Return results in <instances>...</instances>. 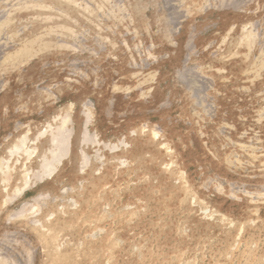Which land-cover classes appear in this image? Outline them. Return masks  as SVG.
Masks as SVG:
<instances>
[{"label": "rangeland", "instance_id": "obj_1", "mask_svg": "<svg viewBox=\"0 0 264 264\" xmlns=\"http://www.w3.org/2000/svg\"><path fill=\"white\" fill-rule=\"evenodd\" d=\"M109 1L112 19L105 22L97 9L83 25L76 13L68 18L72 46L57 36L36 42L37 30L60 25L38 17L28 26L23 9L13 18L22 20L19 25L0 24V52L10 47L13 56L0 66V140L6 138L0 159L19 138L31 139L33 128L53 123L57 113L68 116L71 131L69 147L61 148V162L48 168L54 171L49 176L36 178L42 159L52 154L45 139L30 143L35 152L27 187L25 167L10 161L9 171L0 169V264H264V118L260 128L248 131L250 119L264 113V42L258 38L264 22L255 24L264 0H130L129 18L121 9L124 0ZM242 20L250 40L239 42L233 34L225 48H215ZM21 31L29 34L16 43ZM79 34L95 39L80 43ZM104 40L110 55L121 56V73L139 50L143 65L154 68L130 73L85 128L79 110L85 95L71 98V107H63V96L77 82L98 84L108 72L106 57L88 75L76 68L96 56ZM46 47L56 49L41 55ZM76 50L85 56L66 68ZM32 57L39 61L28 83L30 71L21 69ZM42 61L52 62L51 68L36 79ZM62 69L74 72L76 83L31 101L35 88L21 90L33 80L40 90ZM9 80L20 82L9 90ZM128 89L140 90L119 98ZM101 113L113 123H104ZM83 127L88 137L98 134L94 148L81 144ZM111 145L115 149L108 151ZM17 188L19 195L8 200Z\"/></svg>", "mask_w": 264, "mask_h": 264}, {"label": "bare ground", "instance_id": "obj_2", "mask_svg": "<svg viewBox=\"0 0 264 264\" xmlns=\"http://www.w3.org/2000/svg\"><path fill=\"white\" fill-rule=\"evenodd\" d=\"M14 1L16 2L17 0H0V12L2 11L0 13V24L6 23V27H5L6 29L10 28L12 25H19L17 23L22 22V20H20V19H13L15 13H17V11L22 10V9H23V13H25V15L23 17L24 23L28 26H30L32 23H34V21L38 17L39 18L44 17V19H49L50 22H52L53 24L57 23L60 25L58 30H37L36 36H35L36 42L37 41L43 42L45 40L53 39L54 36H57V38L59 39L58 41H61V44L67 43L70 46H72V44H74V43H71V42L74 39V35L71 32V30H66V29H69V27L67 25H64V24L67 22L68 18H70L71 15L74 13H76L78 16L79 20L77 19L78 20L77 24H79V25H83L82 23H87L86 21H93V19H95V18L92 17V13H93V10H96V9H97L96 16L102 22L103 21L105 22V20H107V19H112V17H110V11L111 10L108 7L109 5L112 6V4H110L109 0H91V1L90 0H82V1L81 0H25V2H23V3L20 2L18 4H16ZM60 4L62 6L61 9H60ZM130 5H131L130 0H124L123 5L121 6V9H123L122 11L124 12V16L126 18L131 17ZM248 6H249V4L247 5V7ZM262 6H263V8H260V11L258 12L257 17H256V19L258 21L255 22V24H259V26L262 25V23L264 22V3L262 4ZM239 8H241V7H239ZM224 10H227V9H220V12H223ZM240 12H242V11L240 10ZM240 12H239L240 15L245 13L244 11L242 13H240ZM258 16H260V18ZM86 19H88V20H86ZM262 20H263V22H262ZM50 22H49V24H52ZM259 29H261V30L258 33V38L260 39L261 42H264V26H263V30H262V27H260ZM170 32H171V30H170ZM250 32L251 31L249 30V26H247L245 20H242V22L236 23L233 25V29L231 30V32L227 33V31H226L227 34L226 33L224 34V37H223V39H221V41L218 39L214 47L215 48L220 47L221 49L223 47L225 48L224 41L226 40V38L233 37V34H234V37L236 38V40H238L239 42L248 41L251 38V36L249 35ZM24 34L26 35L29 33L21 31L20 34L17 35L18 37H17L16 43L20 40V37H22ZM121 35L123 36V35H125V33H123ZM76 39L80 43H88V42H90V40H94L95 38L93 37L91 39L90 38L88 39V38H86V36L84 34L83 35L79 34ZM123 41L125 43L120 42V48L122 50H125V45H127L128 42H126L125 39H123ZM107 44H108V41H106V40H104V42L101 41L99 44H97L96 51L93 53L96 56L89 58V60L87 62L80 64L79 67H76V68H81V71L84 73L83 75L85 76V75H88L90 73L89 69H92L93 71H95V69L98 68V67H96L97 66L96 64L101 63L102 59L104 57H106L107 59H110L111 61L108 63V65H106V67H108V72L105 73L103 70L102 77L100 78L101 80L98 82V84L81 85L80 82H77V84L69 92L67 91L66 94H64V96H63L64 98L62 97L63 99H66L64 102H62L63 107L67 106L69 104L71 107V103H69L72 100L71 98L79 96V94L85 95V98L79 104V110H81L82 111L81 113L84 115L83 116L84 117V124L83 125L85 126V128L92 121L91 120L92 116L94 114H97L100 112L101 105L107 101L106 100L107 95L111 94V93L113 94L114 89H116V87L119 86L118 85L119 83L128 81L129 77L131 76L130 73H132L133 71H137L138 69H142V70H145V72L144 73L141 72L140 75L141 74L143 75V74H146V72L147 73L150 72V70H152L154 68V65H152L150 62H149L150 64H148L147 66L143 65V63H145V62H144L143 58H141L142 57V55H141L142 51L139 53V51H140L139 50L137 52V55H135V57H133L129 61L127 60L128 62H126L122 68L123 73H121V71L118 68L120 64H123V62L121 60V56L118 57L117 55L116 56L110 55L109 53H112V52H109V50L111 51V49H108L109 47H107ZM262 45H263V43H262ZM9 49H11V48L7 47L0 52V60H1L0 66L5 65L6 64L5 62L7 60L11 59L10 57H13L12 53L10 52ZM55 49H56V47H46L43 51H41L42 52L41 55H49L52 52H54ZM23 50H24V48H22L20 50V52H24ZM26 50L27 49H25V51ZM122 50H120L119 52H122ZM204 50L205 49H203L202 52H204ZM262 50H263V46H261V49H258L256 51L260 53V52H262ZM99 51H103L104 54L102 57L100 56L101 54L97 53ZM27 52H28V50H27ZM65 53H68V51H65ZM70 54H73L76 56L68 57V60L66 61V63H67L66 68H72L73 66H75L74 61L77 58H79L81 56H85V54L81 50L73 51ZM2 60L4 61L3 63H2ZM30 60H28L25 67L23 69H21V72L29 73V71H30L29 76H26V80L28 83H29L28 79L34 76V71L32 72V68L34 66H37V65H34V63L39 61L37 59V57H32ZM42 62H40V64L38 65V68L36 71L37 74L35 76L36 79H38L39 76L41 77V74L43 75V73L46 70H50L49 68H51L52 62H48V61H44L43 63ZM101 72H102V70H101ZM73 73L74 72H71V70H66V69L58 70L55 80L54 79L51 80L52 78H50L47 81L48 82L47 86L46 85L43 86V88H41L40 90L36 89L38 82L34 81V80L30 81L29 85L25 84L21 90L24 91L25 89L30 88V87L35 88L34 91H36V92H34L32 94V96L29 97V101H31L32 99H36L38 97H41V94H43L45 91H50V93L52 92V94H55L56 91H59L62 87L64 88L66 86L67 81H70V80L72 82L76 81L74 78H72ZM3 76L6 79H9L7 77V75H5L4 73H3ZM2 79L3 78H0V80H2ZM9 82H10L9 86H11L9 88V90H12L13 87L19 85L20 81L19 80H9ZM150 82L151 81H148L146 83V85H144V87L149 85ZM3 83H4V81H3ZM188 84H190V83L188 82ZM140 89H137V90L128 89L123 95H119L120 96L119 98H121L122 96L123 97L126 96V98H128V99L132 98L131 96H134L135 94H137V92H139L138 90H140ZM9 90L7 89V92ZM89 95L93 96V97L95 96L96 102H94ZM115 105H117V104H115ZM68 110H69V108H68ZM44 113H45V109L36 112L35 116H40ZM105 113L106 114L108 113V115H110L109 112H105ZM100 116H101L102 120L105 121L104 123H113L112 121H110L108 119L107 116H104L103 113H101ZM53 118H54L53 123H50V122L41 123L38 125V127H35V129L33 128V131H32L33 133H32L31 139L27 135H24L22 138H19L18 142L13 144V146L8 149L6 155L2 156L0 159L1 172H3L5 169L9 171L11 168V165H10L11 163L17 164L19 167H25L24 181H23L22 187L25 186L26 184H28V181H30L29 180L30 174H28L29 173L28 170L31 167H29L27 165H29L30 163L33 162L32 160L34 158L33 154L35 152V147H32V145L35 141L45 139L47 142V145H48L47 151L52 153L51 156H45L42 159V161L39 165V169L36 173L38 177H36V178H42V177L47 176V175L49 176L51 174V172H54L52 170H48V168L49 167L51 168V166H54L56 168L57 167L56 165L60 164L61 157L63 156V152H61V148L65 147V146L69 147V139H70V132L71 131L68 132V129L66 128V121H67L68 116L67 115H60L59 113H57L56 115L53 116ZM263 118H264V113H262L260 115L258 114L257 117L255 115L253 118H251L250 119L251 126L248 128V131H250V129L252 131L253 129L255 130V128H260L261 127V121H263ZM128 119H129V115L125 119H123V120L121 119L122 121H118V124L125 122ZM51 120H52V118H51ZM97 120H99L98 115H97V118H95V121H97ZM68 121H69V119H68ZM115 124H117V123H115ZM22 128H25L29 131L31 129L30 126L26 125V124L24 126H22ZM17 129H15V131H12L11 134H8L9 136H7V138L12 136L15 132H19L21 130V129H18V130ZM82 129H83L82 133L83 132L85 133L84 127ZM48 130H49V132H52L51 135H49V136L46 134V132ZM85 135H86V133H85ZM85 135L81 136L82 139ZM85 137L87 138V139H85V141L84 140L82 141V139H80L81 144H83V145L87 144V146L90 148H94V146L97 143H100L98 134L97 135L94 134V136H90V137H88V135H86ZM5 139L6 138H1L0 143ZM31 142H33V143L30 144ZM161 147H162V145H161ZM113 149H115V148H114V146L111 145V146H109L108 151H112ZM82 156H84V155H81V157ZM84 159L86 160L88 158H84ZM10 161H12V162L9 163ZM82 162H84V161H82ZM85 163L87 165V161ZM53 170H54V168H53ZM38 181H40V180L38 179ZM27 186L28 185H26V187ZM22 187L20 189H22ZM17 192H18V188L16 189V191L15 190L13 191L12 195L8 196V200L16 198V196L19 195V193L16 195ZM19 192H21V191H19ZM199 205H201V204H199ZM33 206H35V205H33ZM205 211H207V210H205ZM19 212H17L16 215H18ZM51 252L52 251H50V253ZM50 253H48V254H50Z\"/></svg>", "mask_w": 264, "mask_h": 264}]
</instances>
